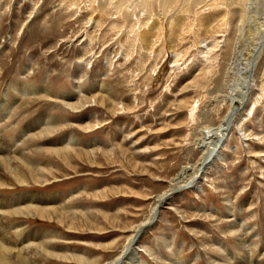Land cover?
I'll use <instances>...</instances> for the list:
<instances>
[{
  "label": "rangeland",
  "instance_id": "obj_1",
  "mask_svg": "<svg viewBox=\"0 0 264 264\" xmlns=\"http://www.w3.org/2000/svg\"><path fill=\"white\" fill-rule=\"evenodd\" d=\"M247 1L0 0V135L19 174L0 167V198L47 208L1 214L23 263L108 264L168 192L137 264H264V45L219 156L186 183L259 49Z\"/></svg>",
  "mask_w": 264,
  "mask_h": 264
},
{
  "label": "bare ground",
  "instance_id": "obj_2",
  "mask_svg": "<svg viewBox=\"0 0 264 264\" xmlns=\"http://www.w3.org/2000/svg\"><path fill=\"white\" fill-rule=\"evenodd\" d=\"M245 7H246V10L248 12V14H247L248 15V18H247L248 21H250L256 17L259 19L258 30L260 32V36H259V43H257L258 46L256 45L257 47H255V48L259 47L258 50H260V48L262 49L263 45H264V0H248ZM242 22H243V20H242ZM252 22H253V20H252ZM257 57H258V55L256 57H255V55H253V59H250L248 61L246 60L247 63L241 69V73L243 75V78H242V82L239 84V87L236 86L237 88H239L238 94L236 96H234V95L231 96V98L229 99V111H228L229 113H227V115L224 117V119L222 120L223 122L220 123L219 126H217V127H209V128H206L202 131L203 136H202V138L200 140V144H199L200 149L203 152L201 162L194 169H193V167H191V169L195 175L192 177L194 179H191V181H189V179H186V180H188L186 182L187 185H190L191 183H193L192 182L193 180L195 182V178L198 177L200 172L202 170H204L208 165H210V163L215 158H217L219 156V149L221 147L220 144H221V141L223 140V136H224L223 134L230 127L229 124L232 123V122L231 123L227 122L226 118L229 114L237 111L238 107L241 106L242 103H244V99L246 98L247 88H249V86H251L253 83V80L251 79V76H253V74L252 73L250 74L249 68L251 67V65L253 63H254V65H256ZM237 74H238V72H237ZM236 84H238V83H236ZM16 91L22 95L27 93L25 86L16 87ZM234 91H232V93ZM236 102L240 103V105L236 106L235 105ZM8 107H9V100L6 97H4V99L0 103V118L3 116V114L8 109ZM45 119L46 118H43L44 121H45ZM73 139H74L73 137H70L69 139L66 138L65 143H67L69 145L73 144V142H74ZM12 146H14V145H12ZM12 146H10L9 143L5 142V140H3V138L0 135V167H2L4 170L10 171V173L17 179L19 176L18 170L15 167H13L14 162H13V159H11V157H10V154L15 152V150L13 149L14 147H12ZM2 168H0V169H2ZM188 169H189V167H185V168H183V170L181 172L186 173V171H188ZM184 181H185V179H184ZM4 185H5V182H4V180L1 179V175H0V187H2ZM191 185H193V184H191ZM178 194H181V192H179ZM167 196H168V192H164L163 194L158 196L157 201L152 206L150 215L142 223L135 226L134 232L129 237L128 242L125 245L124 249L121 251V253L119 254V256L117 258H115L113 261L109 262L108 264H111V263L112 264H137V263H139V256L137 254L138 251H137V247H136V245H137L136 241H138L139 238L137 240V237H138L140 231L144 230L145 225L147 223H149V221L154 217V215H157L155 213H156L158 207L163 203V201H165L167 199ZM25 198H28L29 202L31 204V203H33L34 199H39L42 197L38 196V194H36V193H20V194H17L15 196H12L11 198H9V200L0 198V200L3 199L0 201V221H3L2 215L12 213V212H8L9 210H5L9 207H12L9 205L12 202L11 200L15 199V200L20 201V200L25 199ZM43 198L55 199L54 203L55 202L56 203L61 202V199L59 196L48 195V196H43ZM22 203H25V202H22ZM18 204H21V203H18ZM7 205H9V206H7ZM27 205H28V202H27ZM23 208H24V205H23ZM23 208H18V211L13 210L14 212L12 214L14 215V214L20 213V210L21 211L23 210L24 212L26 210L29 213H32V212L38 213V215L43 216L45 214V211H47V208H44L41 206H35V205L26 207L25 210ZM9 209H11V208H9ZM3 222H5V221H3ZM22 229L23 228H21L20 230H22ZM13 246H14V241L8 235L7 226L0 224V264H11V258H13V255L20 259L21 264L24 262L25 257L22 255L23 252L22 253L16 252V250H13ZM26 247L28 248L29 246H26ZM232 259H233L232 255L227 256L226 260H227L228 264L232 263L229 261ZM23 264H25V263H23ZM175 264H179V263L177 262Z\"/></svg>",
  "mask_w": 264,
  "mask_h": 264
},
{
  "label": "water",
  "instance_id": "obj_3",
  "mask_svg": "<svg viewBox=\"0 0 264 264\" xmlns=\"http://www.w3.org/2000/svg\"><path fill=\"white\" fill-rule=\"evenodd\" d=\"M260 50H261V48H260ZM260 50H258V52L255 54V57H256L257 55H259ZM253 68H254V63L252 64V72H253ZM237 110H238V109H237ZM236 112H237V111H235L234 113H231V114L227 117L226 121L229 122V123H231L232 120H233V118H234V116H235V114H236ZM169 198H170V197H169ZM163 202H164V201H163ZM162 204H163V203H162ZM158 211H159V210H158ZM142 231H143V230L140 231V233H139V235H138V237H137V240H138V238L140 237ZM136 242H137V241H136ZM136 242H135V243H136Z\"/></svg>",
  "mask_w": 264,
  "mask_h": 264
}]
</instances>
